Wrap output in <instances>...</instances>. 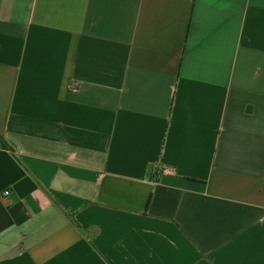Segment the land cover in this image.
Segmentation results:
<instances>
[{"label":"crops","instance_id":"crops-1","mask_svg":"<svg viewBox=\"0 0 264 264\" xmlns=\"http://www.w3.org/2000/svg\"><path fill=\"white\" fill-rule=\"evenodd\" d=\"M0 264H264V0H0Z\"/></svg>","mask_w":264,"mask_h":264},{"label":"built area","instance_id":"built-area-1","mask_svg":"<svg viewBox=\"0 0 264 264\" xmlns=\"http://www.w3.org/2000/svg\"><path fill=\"white\" fill-rule=\"evenodd\" d=\"M3 194H4V195H8V194H9V192H8V191H5Z\"/></svg>","mask_w":264,"mask_h":264}]
</instances>
